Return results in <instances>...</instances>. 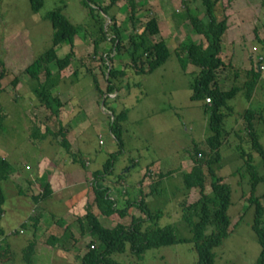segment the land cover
I'll use <instances>...</instances> for the list:
<instances>
[{"label": "rangeland", "instance_id": "obj_1", "mask_svg": "<svg viewBox=\"0 0 264 264\" xmlns=\"http://www.w3.org/2000/svg\"><path fill=\"white\" fill-rule=\"evenodd\" d=\"M92 1L96 5H110L109 14L104 15L105 27L108 28L109 38L113 34L108 27L111 25L109 17L113 15L122 37L117 51L111 50L112 43L109 39H101L98 47L94 48V40L100 36L98 24L91 18L82 0H42V6L37 11L32 10L30 0H0V86L3 88L0 93V108L5 113L0 133V155L4 150H9L8 157L4 159L12 169L16 168L27 174L33 169L32 163L37 162L39 157L47 155L55 159L64 153L58 142L60 136L55 135L62 128L64 133H71V141L78 148V161H68L69 167L74 166L80 174L87 175L89 170L102 171L105 160L112 156V169L102 173L100 180L101 183L105 181L104 185H108L110 190L118 192L116 195L119 205H123L127 198H133L126 189L132 191L136 188L139 195L135 194L134 197L142 196L152 213H161L156 220L158 226H172L178 238H190L191 232L181 217L179 204L182 199H185L186 204L195 202L200 193L198 188L188 191L184 188V163L192 160L195 146L205 153L208 151L205 139L211 131L208 127L209 112L206 111L203 100L190 98V85L197 77L199 68L191 63L183 68L186 52L181 50L180 45L188 40L206 44L204 36L196 33L193 27L199 19L207 21L205 8L201 0ZM131 3L135 6L134 12H131ZM226 5L231 13L227 32L222 36L223 53L220 54L225 66L218 70L217 80L223 90H228L233 85H242L246 70L255 64L254 57L249 59L247 54L254 55L252 46H257L260 51L261 44L257 41L264 40V0L219 2L216 12L221 18ZM57 8L76 26L72 48L68 41H63L55 49L56 55L61 58L71 48V61L60 71L54 62L50 64L54 76L52 83L45 79L43 73L39 80H35L24 69L34 58L51 47L54 29L46 15ZM131 15L133 19L130 18ZM151 17L159 19V32L150 39L164 40L170 54L152 72L136 74V68L130 63L125 50L129 45L127 38L130 32H140ZM106 55L111 56V60H107ZM147 60H143L145 67ZM106 65L125 72L123 76L119 75L112 80L119 88L112 94L106 92ZM13 78H16L15 84L12 82ZM94 79L99 91L95 89ZM40 82H45L48 86L50 97L55 95L61 101L58 115L39 103V95H36L35 90L39 89ZM263 89L264 72L253 92L254 98L248 101L243 95L244 90H240L228 100L229 109L223 108L224 139L219 147L221 158L218 163L213 164V169L215 175L223 177V182L231 188V204L227 211L231 225L228 236L221 245L213 249L214 264H256L260 252L256 234L251 228L254 210L253 207H248L247 201L250 177L240 154L251 151L243 126V112L248 107L256 112H263ZM122 110H126V118L119 122L122 128L120 146L111 134V129L114 128L111 123L112 112L119 113ZM37 124L41 126L38 130ZM254 127L264 149V126L258 116L255 117ZM35 130L38 132H34ZM41 133L47 135L45 140L39 138ZM252 154L255 168L262 172L260 157L255 152ZM151 164H157L159 169L154 168L155 170L148 172L146 167ZM204 171V191L209 193V184L213 178L205 166ZM144 178L145 186L138 187L139 180ZM13 189L12 186L4 187L8 203L15 196ZM263 193L264 181L255 190L258 196ZM260 201L264 206V197ZM87 204L89 206L88 202ZM92 205L95 206L93 202ZM18 213L21 215L23 211H18L17 215ZM96 215L97 218L100 217L101 224L107 226L108 220L98 212ZM130 215L140 216L141 213L139 209L133 208ZM7 218L8 222H14L12 226L16 233L8 235L9 231L1 236L2 248L13 238L19 246L27 244L31 231L19 234L16 215ZM123 222L129 223L130 218L126 217ZM74 224L76 227V223ZM14 226L18 227L15 229ZM24 226L29 227V223ZM210 231L209 227L206 232ZM91 238H86L88 244L91 243ZM111 257L119 264L134 263L133 257L127 254L114 253ZM14 258L17 264H25L21 251L16 252ZM72 260L69 261L74 264L76 261ZM139 264L198 262L193 243L177 242L147 250Z\"/></svg>", "mask_w": 264, "mask_h": 264}, {"label": "trees", "instance_id": "obj_2", "mask_svg": "<svg viewBox=\"0 0 264 264\" xmlns=\"http://www.w3.org/2000/svg\"><path fill=\"white\" fill-rule=\"evenodd\" d=\"M223 1L201 0L205 8L207 21L199 19L194 23L193 27L196 33L204 36L206 44L188 40L180 46V48H183L181 50H185L186 52L183 68L186 67L187 63H191L199 68L197 77L190 85L192 90L190 98L192 100H203V105L206 111L209 112L208 127L211 131V134L205 139L208 151L205 153L195 146V154L192 157L193 164L190 170L182 175L184 188L187 191L191 188H198L200 193L199 198L195 202L186 204L185 199H182L179 204L181 217L188 225L191 237L178 238L174 234L172 226H158L156 220L161 216V213H152L142 196L139 199L127 198L121 206L115 199L111 198L109 196V187L99 182L101 174L107 173L112 169L114 158L110 156L105 160L102 171L99 169L92 171L91 176L94 183L91 189L94 194L93 204L99 213L112 218V220L116 221V224L112 228L103 226L91 207H86V212L80 220L84 222L82 228L91 235L92 240L88 244L86 252L80 257V264H119L118 261L111 257L114 253L127 254L134 259V263L130 264H139V261L143 259V255L147 250L177 242L193 243L198 264H214L213 249L222 244L223 239L229 234V227L231 225V219L227 213L231 204V188L227 183L223 182V177L215 175L213 169V164L218 163L221 158L219 147L224 139L222 135V124L225 115L223 108L229 109L227 105L228 100L235 97L240 90H244V97L250 101L256 85L262 77V72L257 70L255 65H252L251 68L246 70L245 80L241 86L233 85L228 90H223L219 87L217 81L218 70L225 66L224 61L220 57L222 36L227 30V19L231 13L226 5L223 8L222 18L218 15V12H216L217 3ZM30 2L31 8L34 11H37L42 6V0H30ZM82 4L87 8L91 18H94L98 24L100 36L94 40V48L98 47L101 39H109L112 43L111 50L117 51L122 43V37L119 28L114 22L113 15L109 17L111 25L108 27L113 33L109 38H107L108 28L105 27L104 15L109 14L110 5H96L92 0H82ZM131 10V12L135 10L133 3H131ZM46 17L51 21L54 29L52 45L38 57L34 58L24 70L30 78L35 80H39L40 74L43 73L45 79L51 80L52 83L54 76L51 72L50 64L54 62L59 71L70 64L72 57L71 48L74 43L76 26L61 13L60 8L48 12ZM130 18L133 19V15ZM158 32V21L155 17H151L145 22L140 32H130L128 35L129 45L125 50L129 56L130 63L136 68V74L150 73L162 65L168 58L170 53L167 43L164 40L152 41L150 39L151 36L156 35ZM63 41H68L71 48L68 54L60 58L56 55L55 49ZM257 42L261 44L260 51L264 57V40L259 39ZM106 59L111 60V56L106 55ZM144 59H148L146 67L143 64ZM106 68L108 75L106 78V92L107 94H112L119 89L112 80L119 75L123 76L125 72L123 69L115 70L113 67H108V65H106ZM235 77H237L236 73ZM12 82L15 84L16 78H13ZM94 86L96 90H100L95 79ZM2 90L3 88L0 86V93ZM35 93L39 95V103L41 105L48 107L54 115L59 114L58 109L61 106V101L55 95L50 97L48 86L45 82L39 83V89L35 90ZM206 98H210V104L206 103ZM258 113L250 107L246 108L243 112V126L248 137L247 142H250L251 151L247 154L243 152L240 156L244 161L245 170L250 177V191L247 201L248 207H253L254 210L251 228L255 232L260 245L256 264H264V206L260 201L264 197V193L261 196L255 194L257 185L264 181V149L258 140L254 127L256 116L262 120L264 126V110ZM112 116L111 126L114 127L112 129L115 132L111 129V134L114 135V138L121 146L122 128L119 122L125 120L126 110H122L119 113L112 112ZM4 117L5 113L0 108V133L3 128ZM34 132L38 131L35 130ZM58 132L59 134H55L60 136L58 142L68 151L69 144L65 138V133L62 131V128H59ZM39 136V138H44L47 135L41 133ZM252 152L257 153L260 157L262 172L255 168ZM82 165L84 166L83 163ZM204 166L207 168L208 174L213 178L209 184L211 188L209 193L204 191L206 181ZM11 171L12 167L10 163L4 158H0V219L5 200L1 182L8 178ZM50 192L49 185L45 184L42 193L35 197V200L48 197ZM131 208L139 209L141 215H130ZM126 217L130 218V222L127 224L123 222ZM209 227L211 231L207 233L206 231ZM0 235H4L1 227ZM33 246V243H29L22 251V259L25 264H33L31 258ZM1 256L2 253L0 251Z\"/></svg>", "mask_w": 264, "mask_h": 264}, {"label": "crops", "instance_id": "obj_3", "mask_svg": "<svg viewBox=\"0 0 264 264\" xmlns=\"http://www.w3.org/2000/svg\"><path fill=\"white\" fill-rule=\"evenodd\" d=\"M157 21L159 22V19ZM228 26L229 19H227V29ZM253 47L257 46L251 47L254 53ZM222 51L221 53H223ZM252 56L251 53L247 54L249 59ZM252 98H254V95ZM262 98L264 103V89ZM39 125L37 124L36 126ZM36 128L40 129L41 126ZM65 138L69 144L68 151L60 145L64 150V153L60 156H57L55 159L47 155L39 157L37 162L32 163L33 169L27 172V174L22 170L13 168L8 178L1 182L3 194L5 191L4 187L12 186L14 187L12 192L15 196L11 199L10 203H8V198L4 200L0 227L4 235L9 231H13L12 223L14 222H8L7 217L16 215V222H18V226L22 230V233H19V230L18 233L24 234L26 230L31 231L30 240L27 244L33 243L34 245L31 256L33 264H73L69 261L70 259L76 261L74 264H80L79 259L86 252L88 246L86 238L89 237L90 239L91 237L82 228L84 222L80 220L86 212V207H88L87 202L95 214L99 213L98 209L92 205L94 194L88 182L92 171L89 170L90 173L87 175L80 174L78 169H75L76 167H69L67 165L68 161H78L76 152L78 148L74 147L70 132L65 133ZM73 149L74 151H72ZM8 153L9 150H4V153L2 152L0 156L6 158L8 157ZM192 164V160L190 162L188 160L187 163L185 162L184 172L189 171ZM154 168L159 169L157 164H151L146 167V170L149 172L151 169L155 170ZM160 178H162L161 171ZM145 180L146 178L139 180L137 186L144 187L146 184ZM45 184L49 185L50 195L44 199L35 200V197L42 193ZM135 190L126 189L133 199L135 198V194L139 195L137 190ZM120 201L122 202V200ZM20 210L23 213L21 215L18 213L17 215V212ZM101 217H105L108 220V228L115 226V220H109L107 218L110 217L104 215H101ZM73 220L75 222L72 223ZM98 220H101L100 217H98ZM27 223H29V227L24 226ZM74 223H76V227H74ZM18 226H14L15 229ZM27 244L19 246L16 239H9L3 248L0 246L2 253L0 263L17 264L14 255L19 251H21L22 255V251Z\"/></svg>", "mask_w": 264, "mask_h": 264}, {"label": "built area", "instance_id": "obj_4", "mask_svg": "<svg viewBox=\"0 0 264 264\" xmlns=\"http://www.w3.org/2000/svg\"><path fill=\"white\" fill-rule=\"evenodd\" d=\"M253 50H254V55H253V57H254V60H255V68L257 69V70H259L260 72H264V57L262 56L263 54L260 52V51H258V49H257V47H253ZM260 61H262V62H260ZM206 103H208V104H210V98H206ZM101 141V140H100ZM99 141V142H100ZM87 164V163H86ZM90 181V182H89ZM89 186L91 187L92 185H93V183H94V180H93V178L92 177H90L89 178ZM99 182L101 183V180H99ZM105 183V181L104 182H102V184H104ZM116 185V184H115ZM106 186H108V185H106ZM117 188H118V186H116ZM112 188V187H111ZM117 188H116V190H117ZM116 193L118 194V192H114V191H112V190H110V188H109V196L111 197V198H113V199H115L116 201H118V195H116ZM15 232L14 231H10L9 233H8V235L9 234H14ZM19 233H22V230H19ZM0 245H1V240H0ZM91 247H93V246H91Z\"/></svg>", "mask_w": 264, "mask_h": 264}, {"label": "clouds", "instance_id": "obj_5", "mask_svg": "<svg viewBox=\"0 0 264 264\" xmlns=\"http://www.w3.org/2000/svg\"><path fill=\"white\" fill-rule=\"evenodd\" d=\"M90 177H92V176H90ZM15 233H16V231H14ZM3 236V235H2ZM5 236V235H4ZM0 240H1V237H0ZM1 246V245H0Z\"/></svg>", "mask_w": 264, "mask_h": 264}]
</instances>
